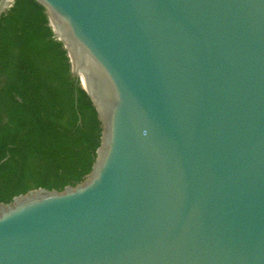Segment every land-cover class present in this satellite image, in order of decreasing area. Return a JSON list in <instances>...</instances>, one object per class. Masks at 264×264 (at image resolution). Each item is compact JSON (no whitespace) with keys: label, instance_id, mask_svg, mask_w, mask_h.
Wrapping results in <instances>:
<instances>
[{"label":"water","instance_id":"obj_1","mask_svg":"<svg viewBox=\"0 0 264 264\" xmlns=\"http://www.w3.org/2000/svg\"><path fill=\"white\" fill-rule=\"evenodd\" d=\"M35 1L99 130L0 200V264H264V0Z\"/></svg>","mask_w":264,"mask_h":264},{"label":"trees","instance_id":"obj_2","mask_svg":"<svg viewBox=\"0 0 264 264\" xmlns=\"http://www.w3.org/2000/svg\"><path fill=\"white\" fill-rule=\"evenodd\" d=\"M99 125L45 9L15 0L0 19V200L88 165Z\"/></svg>","mask_w":264,"mask_h":264}]
</instances>
